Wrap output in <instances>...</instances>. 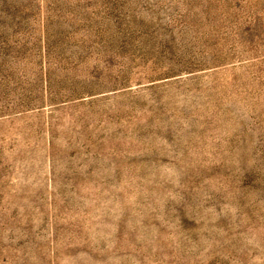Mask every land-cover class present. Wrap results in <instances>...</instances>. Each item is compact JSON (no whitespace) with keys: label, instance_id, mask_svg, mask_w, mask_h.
Segmentation results:
<instances>
[{"label":"rangeland","instance_id":"obj_1","mask_svg":"<svg viewBox=\"0 0 264 264\" xmlns=\"http://www.w3.org/2000/svg\"><path fill=\"white\" fill-rule=\"evenodd\" d=\"M0 264H264V0H0Z\"/></svg>","mask_w":264,"mask_h":264}]
</instances>
